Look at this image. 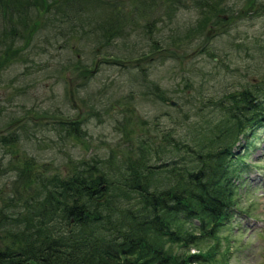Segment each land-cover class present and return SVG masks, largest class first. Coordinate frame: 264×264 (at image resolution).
Here are the masks:
<instances>
[{"label":"rangeland","instance_id":"obj_1","mask_svg":"<svg viewBox=\"0 0 264 264\" xmlns=\"http://www.w3.org/2000/svg\"><path fill=\"white\" fill-rule=\"evenodd\" d=\"M110 1L129 15L140 9L136 0ZM203 1L204 7H163L174 15L168 25H157L156 34L129 29L123 41L109 45L96 34L63 41L51 13L33 12V40L27 45L20 37L19 54L0 58V207L25 163L51 177L63 175L70 162L95 157L112 156L118 164L128 150L123 140L155 148L166 136L178 146L195 139L197 148H210L212 137L221 135L232 156L241 155L244 164L237 167H249L244 185L236 183L232 192L239 211L205 247L209 263L264 264V123L250 117L252 126L247 121L243 131L226 132L232 123L224 122V106L236 93L264 87V0ZM107 17L95 9L83 17L85 30L93 32L96 19ZM84 20L71 19L70 25L78 29ZM131 24L141 28L144 22ZM214 124L218 128L210 132ZM12 135L13 143H5ZM189 246L173 251L185 256Z\"/></svg>","mask_w":264,"mask_h":264},{"label":"trees","instance_id":"obj_2","mask_svg":"<svg viewBox=\"0 0 264 264\" xmlns=\"http://www.w3.org/2000/svg\"><path fill=\"white\" fill-rule=\"evenodd\" d=\"M136 1L140 9L129 15L127 7L115 8L110 0H0V58L19 54L21 47L16 43L20 37L30 44L37 23L32 14L41 8L51 13L63 41H81L87 35L95 39L96 34L101 44L109 45L123 41L122 35L129 29L156 34L157 25H168L174 15L164 8L206 4L203 0ZM97 8L106 10L108 17L96 19L94 31L88 32L83 17ZM80 17L84 23L78 22V29L72 27L70 20ZM134 20L143 21V26L133 28ZM262 86L242 91L224 106L229 113L225 118L232 121L226 132L243 131L247 121L252 126L254 117L264 123ZM250 134L254 140L256 132ZM13 137L4 138L5 143H13ZM193 140L178 146V140L164 136L165 144L155 148L123 140L121 146L128 150L118 164L112 156L107 160L95 157L90 162H70L63 175L51 177L25 163L18 169L21 175L9 186L12 195L2 198L0 264L209 263L211 254L205 247L216 241L219 230L239 211L232 192L236 183L244 185L246 168L235 171L231 161L242 164L243 160L240 156L233 159L231 147L221 143V135L212 137L210 148L205 144L197 148ZM161 149L162 158L150 164ZM50 179L54 183L48 186ZM102 193L105 198L95 201ZM37 202L41 207L35 206ZM189 223L190 230L185 227ZM24 226L29 228L19 232ZM185 243L195 249L194 254L173 251Z\"/></svg>","mask_w":264,"mask_h":264},{"label":"bare ground","instance_id":"obj_3","mask_svg":"<svg viewBox=\"0 0 264 264\" xmlns=\"http://www.w3.org/2000/svg\"><path fill=\"white\" fill-rule=\"evenodd\" d=\"M250 145H253L251 142L248 144V148H250ZM248 150V149H247ZM102 198H105V194L103 195V197H101V199Z\"/></svg>","mask_w":264,"mask_h":264},{"label":"water","instance_id":"obj_4","mask_svg":"<svg viewBox=\"0 0 264 264\" xmlns=\"http://www.w3.org/2000/svg\"><path fill=\"white\" fill-rule=\"evenodd\" d=\"M101 197H103V194H102V196H101ZM101 197L97 198V200H100V199H101Z\"/></svg>","mask_w":264,"mask_h":264}]
</instances>
